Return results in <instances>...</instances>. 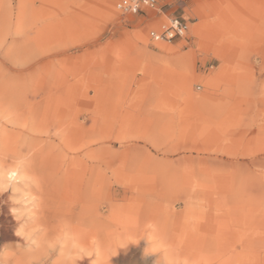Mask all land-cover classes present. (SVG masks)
Wrapping results in <instances>:
<instances>
[{
    "label": "rangeland",
    "instance_id": "374dc122",
    "mask_svg": "<svg viewBox=\"0 0 264 264\" xmlns=\"http://www.w3.org/2000/svg\"><path fill=\"white\" fill-rule=\"evenodd\" d=\"M159 6L132 16L116 0H0V162L27 158L49 238L63 214L98 248L88 219L105 220L108 264H264V0ZM174 16L186 38H149ZM89 133L92 148L109 147L107 191H125L90 211ZM9 195L0 250L26 243ZM27 258L19 249L16 264Z\"/></svg>",
    "mask_w": 264,
    "mask_h": 264
},
{
    "label": "clouds",
    "instance_id": "9594fccd",
    "mask_svg": "<svg viewBox=\"0 0 264 264\" xmlns=\"http://www.w3.org/2000/svg\"><path fill=\"white\" fill-rule=\"evenodd\" d=\"M145 2L147 3V0ZM126 6L135 12L140 3L139 0L135 2L125 0L118 8ZM166 25L175 30L168 33L169 38L177 33L181 36L185 34L178 20L168 18ZM28 169L29 162L26 157H18L8 164L0 162V196L10 190L8 198L11 203L10 210L19 223L16 235L26 242L25 245H18L16 248L5 247L0 250V264H16L15 258L19 249L28 254L26 264H42L43 259L56 249H59V254L54 264H78L84 257L93 256L96 264H108L113 256L105 259L102 249L89 248L84 243L81 233L70 226L60 227L51 238L47 236L40 224L38 180ZM161 264H167V259L164 258Z\"/></svg>",
    "mask_w": 264,
    "mask_h": 264
},
{
    "label": "bare ground",
    "instance_id": "6f19581e",
    "mask_svg": "<svg viewBox=\"0 0 264 264\" xmlns=\"http://www.w3.org/2000/svg\"><path fill=\"white\" fill-rule=\"evenodd\" d=\"M94 129V127L92 128ZM102 130V128H101ZM92 132V131H91ZM102 132V131H101ZM94 133V132H93ZM76 134V133H75ZM74 134V135H75ZM242 134V132L240 133ZM74 135H72L74 137ZM90 135V139L89 136H87V149L85 151V155L88 156L89 158V164H88V168H87V171L84 173L83 176H80L81 174H79L77 177L80 176V184H81V196H82V208L83 207H87L86 205H88V209L90 211V206L93 205L95 202V200L98 198V199H103L105 198L106 202L109 201V199L111 198H119L120 196H122V194L125 193V191L123 192H119V191H115V192H108L107 191V186L109 185V175H108V169L113 165V161L112 159L110 158L109 154H108V144L106 142V138L105 137H102L101 138V141H100V144H99V149L98 148H92L90 143L93 142L92 139V135L91 133H89ZM57 138L60 139L61 141L63 140V142L68 143L66 141H68V139L71 138V136L69 137L68 135H66L64 138L60 137L59 135H57ZM72 139V138H71ZM65 140V141H64ZM81 152V151H80ZM57 157V156H56ZM55 167V166H54ZM85 169V168H84ZM78 170V169H77ZM69 171V170H68ZM67 171V172H68ZM85 171V170H84ZM66 172V171H65ZM66 172V173H67ZM79 173V172H77ZM82 173V172H80ZM73 174V172L69 173L68 175H71ZM65 177L64 178H68L66 177L65 174H63ZM62 175V176H63ZM67 175V176H68ZM74 175V174H73ZM70 177H74V176H69V179ZM117 177L119 178V176L117 175ZM117 178V179H118ZM228 178V177H226ZM58 179V178H57ZM68 179V180H69ZM73 179V178H72ZM71 179V180H72ZM56 180V179H55ZM67 180V182H68ZM75 180L77 182V179L75 177ZM227 180V179H226ZM65 180H63L64 182ZM70 181V180H69ZM79 181V180H78ZM113 181V180H112ZM111 181V182H112ZM119 182H121V179L119 178L118 179ZM62 182V181H61ZM62 182V183H63ZM118 182V183H119ZM116 183V182H115ZM122 183V182H121ZM119 183V184H121ZM56 184V183H55ZM110 186V185H109ZM57 186H53L54 188V191ZM47 190V189H46ZM52 190V188H51ZM50 192V191H49ZM53 192V191H52ZM56 192V191H55ZM61 192V191H60ZM59 191L56 193L58 194ZM60 194V193H59ZM58 194V196H59ZM157 195V193H155ZM159 195V194H158ZM52 197V196H51ZM86 197L88 199H86ZM61 198V197H60ZM61 200V199H60ZM59 200V201H60ZM51 201V200H50ZM56 201V200H55ZM98 201V200H97ZM46 205V204H45ZM58 205V204H57ZM55 205V206H57ZM92 207V206H91ZM94 208V207H93ZM55 209V208H54ZM59 208L57 207V210ZM93 210V209H92ZM55 211V210H53ZM88 211V210H87ZM94 211V210H93ZM60 212V210H59ZM52 213H55V212H52ZM91 213V212H90ZM89 213V214H90ZM92 214V213H91ZM94 214V213H93ZM59 215V214H58ZM56 214H54L53 216H51L50 218H55L57 221H59V224L56 223L52 225V223L48 222L47 223V226L48 227H52V229L54 228L57 229V228H60L62 226L61 224V221L63 222H69V219H67L66 217V221L65 220H62V218L60 216H62L63 214H61L60 216H58ZM87 215V214H86ZM89 216V215H88ZM91 216V215H90ZM94 216V215H93ZM92 217H89L90 219H88V223H89V230L87 232V234H89L91 236V239L93 238V243H92V247H95V245L102 249L104 247V244H105V237L107 236L108 234V230H107V222H105V220H96L95 218ZM47 217V218H45ZM83 217V216H82ZM43 218H45V221L46 219L48 220L49 217L48 216H44ZM105 219V218H104ZM44 220V219H43ZM68 220V221H67ZM112 220V219H111ZM71 223V222H70ZM117 223V222H116ZM68 224V223H67ZM70 225V224H69ZM65 226H68V225H65ZM86 228V227H85ZM46 229V228H45ZM117 229V228H116ZM50 230V229H48ZM112 232V230H111ZM117 232V231H115ZM120 232V231H119ZM49 234V233H48ZM103 250V249H102ZM103 254L105 255V250H103ZM108 256V255H107ZM108 258V257H106ZM228 259V258H227Z\"/></svg>",
    "mask_w": 264,
    "mask_h": 264
},
{
    "label": "built area",
    "instance_id": "2783aa9c",
    "mask_svg": "<svg viewBox=\"0 0 264 264\" xmlns=\"http://www.w3.org/2000/svg\"><path fill=\"white\" fill-rule=\"evenodd\" d=\"M125 0H116V8L121 12L123 15H147L149 12H157L159 11V0H139L140 7L135 11H131L129 7L118 8V5L124 3ZM130 2H135V0H130ZM173 20H178L180 27L184 29L185 34L181 36L179 33L169 38L168 33L175 31L174 29L167 27L166 22H163L159 28L151 29L149 31V38L155 42H172L176 39H183L186 38L189 25L188 22L181 17H170Z\"/></svg>",
    "mask_w": 264,
    "mask_h": 264
}]
</instances>
